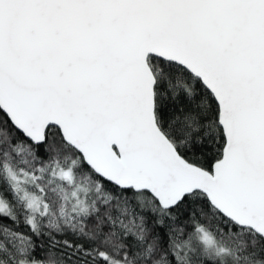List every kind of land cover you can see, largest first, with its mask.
<instances>
[{
	"label": "snow or ice",
	"instance_id": "snow-or-ice-1",
	"mask_svg": "<svg viewBox=\"0 0 264 264\" xmlns=\"http://www.w3.org/2000/svg\"><path fill=\"white\" fill-rule=\"evenodd\" d=\"M0 264H264V0H0Z\"/></svg>",
	"mask_w": 264,
	"mask_h": 264
}]
</instances>
